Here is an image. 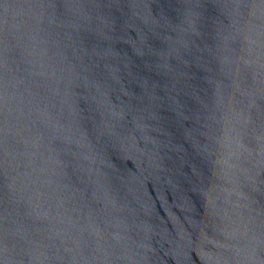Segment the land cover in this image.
I'll use <instances>...</instances> for the list:
<instances>
[{
	"label": "water",
	"instance_id": "95a60500",
	"mask_svg": "<svg viewBox=\"0 0 264 264\" xmlns=\"http://www.w3.org/2000/svg\"><path fill=\"white\" fill-rule=\"evenodd\" d=\"M0 264H264V0H0Z\"/></svg>",
	"mask_w": 264,
	"mask_h": 264
}]
</instances>
